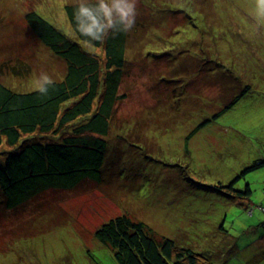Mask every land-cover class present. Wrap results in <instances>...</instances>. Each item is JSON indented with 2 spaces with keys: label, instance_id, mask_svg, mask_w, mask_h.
Listing matches in <instances>:
<instances>
[{
  "label": "rangeland",
  "instance_id": "374dc122",
  "mask_svg": "<svg viewBox=\"0 0 264 264\" xmlns=\"http://www.w3.org/2000/svg\"><path fill=\"white\" fill-rule=\"evenodd\" d=\"M83 1L96 0H0L4 83L29 91L42 75L63 79L64 63L31 32L28 11L71 42L101 53L78 40L63 10ZM99 1L109 9L114 3ZM136 20L121 88L125 98L107 136L100 181L45 191L14 210L0 206V264H117L112 249L93 235L119 215L210 264H264V164L242 175L264 162V15L257 0H136L134 26ZM182 60L206 63L207 76L193 67L181 71ZM12 66L24 75L14 79ZM136 117L149 125L138 128L133 149L117 136L130 135L128 128L118 129ZM34 134L29 142L53 141L51 133ZM6 143L1 162L12 150ZM235 178L234 189L248 187V197L220 189Z\"/></svg>",
  "mask_w": 264,
  "mask_h": 264
},
{
  "label": "trees",
  "instance_id": "16d2710c",
  "mask_svg": "<svg viewBox=\"0 0 264 264\" xmlns=\"http://www.w3.org/2000/svg\"><path fill=\"white\" fill-rule=\"evenodd\" d=\"M81 5L88 7L97 20L101 39L93 40L78 30L76 13ZM63 10L78 40L101 53L96 54L76 41L71 42L37 13L26 12L27 26L36 39L64 63L65 72L61 81L48 86L45 95L34 89L36 87L29 91L11 88L0 78V145L5 139L6 144L12 147L10 153H2V162L0 159V206L6 210L17 209L48 190H72L85 180L99 182L109 149L107 136L117 125L118 102L125 98L121 88L130 63L127 47L130 34L138 30L135 27L139 22L136 20L135 26L124 31L116 14H112L113 26L107 27L109 17L105 14L104 2L99 0L65 5ZM187 62L182 60L181 71L188 72L193 67L199 77L202 74L207 76L206 63L188 65ZM12 67L9 69L14 79L26 71ZM221 83L223 81L219 78L218 85L222 86ZM239 96L224 110L230 109ZM152 110L146 109V112L151 113ZM133 113L137 115L135 111ZM147 122H142L139 117L130 118L118 129L120 134L121 129L128 128L130 135L117 137L127 138L131 146L138 136V128L146 129ZM36 132L51 133L53 141L29 142L28 136L34 139ZM262 164L264 162L256 163L242 175ZM237 180L235 178L220 189L238 198L248 197V187L243 192L234 189ZM93 236L112 249L117 264H210L204 255L173 240L151 237L144 224L126 215L103 223Z\"/></svg>",
  "mask_w": 264,
  "mask_h": 264
},
{
  "label": "clouds",
  "instance_id": "9594fccd",
  "mask_svg": "<svg viewBox=\"0 0 264 264\" xmlns=\"http://www.w3.org/2000/svg\"><path fill=\"white\" fill-rule=\"evenodd\" d=\"M259 9L264 15V0H257ZM114 9L116 17L122 25V30L128 31L134 26L136 16V0H114L112 8H105V14L109 17L107 27L113 26L112 10ZM78 30L85 36L93 40L101 39L100 28L97 20L93 18L92 12L88 7L81 5L76 13ZM54 81L48 75H42L41 80L36 85V90L42 94H47L48 86L53 85Z\"/></svg>",
  "mask_w": 264,
  "mask_h": 264
}]
</instances>
